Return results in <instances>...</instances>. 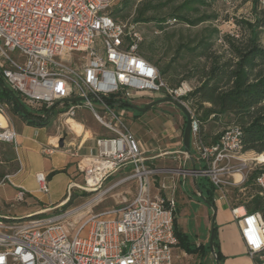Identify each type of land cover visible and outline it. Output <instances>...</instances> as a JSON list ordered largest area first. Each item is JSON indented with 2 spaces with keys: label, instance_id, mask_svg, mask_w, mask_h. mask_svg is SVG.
<instances>
[{
  "label": "built area",
  "instance_id": "1",
  "mask_svg": "<svg viewBox=\"0 0 264 264\" xmlns=\"http://www.w3.org/2000/svg\"><path fill=\"white\" fill-rule=\"evenodd\" d=\"M118 1L0 0V70L7 86L32 110L44 104L49 109L47 115L56 112L65 120L75 119L79 110L89 109L107 131L95 135V148L80 156L77 167L83 185L70 186L68 199L73 187L99 191L108 178L125 168L132 173L102 193L131 178L138 182L131 200L123 195L116 205L79 220H68L78 208L42 215L62 210L68 199L12 221L0 213V264L174 263L176 202L163 192H173L176 183L160 182L155 187L154 175L159 171L152 166L155 157L146 155L125 122L124 102L169 96L187 106L189 101L183 97L193 88L188 81L170 86L142 55L138 23L112 14ZM258 3L264 8V0ZM78 97L82 100L69 101ZM7 107L0 101V114L7 122L0 125V142L17 146V132L8 123ZM190 112L192 144L187 156L193 166L183 171V177L206 178L214 187L215 204L227 202L230 189L242 186L251 173L253 160L242 152V131L228 125L217 133L215 141L207 143L200 134L195 110ZM59 139L45 147L44 153L52 154ZM259 163L264 165V161ZM36 181L39 191L48 194V174L37 173ZM256 184L264 194V170L257 175ZM25 200L26 192L21 188L13 201ZM232 213L253 264H264V217L260 212H248L244 204L232 206Z\"/></svg>",
  "mask_w": 264,
  "mask_h": 264
},
{
  "label": "trees",
  "instance_id": "2",
  "mask_svg": "<svg viewBox=\"0 0 264 264\" xmlns=\"http://www.w3.org/2000/svg\"><path fill=\"white\" fill-rule=\"evenodd\" d=\"M215 1L121 0L119 6L112 9V14L124 19L133 11V22L138 23L139 28L141 23L148 22H154L160 30L175 22L197 26L218 18L217 13L201 12L202 8L211 7ZM252 2L253 17L237 18L234 26L236 28L232 31L222 32L216 26H207L200 37L178 43L171 61L188 59L183 65L187 71L179 78L177 70L171 71V62L162 66L155 59L153 46H145L142 41L140 52L158 68L165 80L173 78V82L177 83L171 85L166 80L170 86H177L182 81L195 80L193 89L183 97V100L189 101L195 110L200 134L205 141L203 128L208 123L236 125L242 131V152L256 151L261 154L264 153V44L261 41V34L264 32V8L260 7L258 0ZM166 8L169 12L161 15ZM0 82L7 85L1 70ZM17 95L22 100V106L9 92L0 87V101L6 102L13 112L35 125L52 124L56 112L47 115L49 109L44 104L32 110L25 104L22 96L18 93ZM217 138L218 134L213 136L212 141ZM262 170L264 165L262 168L254 169L242 186L233 187L235 200L232 206L244 204L248 212H260L264 217V194L260 193L256 184V177ZM197 183L201 190L199 198L204 197L216 206L213 199L214 187L203 177L197 178ZM241 187L244 188L243 191L240 190ZM73 197L71 194L64 204L65 207L72 203ZM177 213L176 208L174 228L178 239L177 246L201 259L211 254L209 241L197 243L191 235L178 227ZM214 247L221 262L223 255L218 249L217 225Z\"/></svg>",
  "mask_w": 264,
  "mask_h": 264
},
{
  "label": "rangeland",
  "instance_id": "3",
  "mask_svg": "<svg viewBox=\"0 0 264 264\" xmlns=\"http://www.w3.org/2000/svg\"><path fill=\"white\" fill-rule=\"evenodd\" d=\"M253 0H216L211 7L202 8L201 12H214L218 14V18L211 22L201 23L197 26H189L184 23L175 22L169 24L164 30H160L156 27L154 22L141 23L140 31L143 36V43L145 46H153L155 49L154 57L157 59L162 66H165L168 62H171V71L175 72L177 70V77L183 76L187 71L186 68H183L188 61V59H176L175 62H172L174 58V50L179 42L187 41L191 38L200 37L203 29L207 26H216L221 29L222 32L232 31L236 23L237 18H252V2ZM121 0H119L114 7L119 6ZM169 10L166 8L164 13H168ZM134 12L132 11L128 17L124 18L126 20L133 21ZM261 41L264 44V32L261 34ZM218 44L216 45V48ZM15 55V54H13ZM169 84L176 85L177 83L173 82V78L166 79ZM191 87H194L195 80H188ZM163 96H158V98ZM157 99V98H156ZM155 98H136L133 101L134 105L143 106L150 103ZM187 107L192 110V105L189 102H186ZM127 114L124 116L125 122L128 126L134 131L139 130L143 136V143L152 147L150 142H154L152 139V134H156V150L154 154L157 156L152 160L153 167L158 168V173L154 175L155 187H158L160 182H174L176 187L180 183V179L183 177V171L185 169H190L191 163L187 152L185 151L183 145V132L186 125V117L180 108L172 104L171 102L159 103L154 108H151L145 112H139L129 106L126 107ZM6 114L10 118L12 116L11 108H6ZM157 117V122L154 124L153 128L145 126L144 119H151ZM65 117H60L56 115L52 124L53 126L43 127V133L46 135L54 134L56 132H61L62 136L65 137V140L68 139V136H72V130L69 129ZM75 120L81 122L84 120L85 128L91 129L96 135L106 134L107 131L105 128L94 118L93 113L89 109L79 110L77 113V118ZM208 131L212 128L216 129L218 132L221 131L227 125H221L220 123L213 124L210 122L208 125ZM141 127V128H140ZM153 130L154 133H148L149 130ZM89 131V130H86ZM217 132V133H218ZM86 136L87 134L85 132ZM178 150V151H175ZM13 148L4 143H0V181L4 178L6 171H11L15 162H10V159L13 156ZM153 153L147 152L146 155H152ZM260 153L256 151L245 152V157L253 160L251 164L252 168L250 172L262 165L257 159V155ZM132 170L130 168L121 169L118 173L108 178L99 191L87 192L78 186H75L71 189V194L74 196L72 203L68 206L62 207V210L55 209L47 211L42 215L49 216L52 214L64 213L66 210L71 208H78L77 213L70 217L68 220L73 219L79 220L81 217L85 216L90 212H100L108 207L116 205L121 197L125 195L129 200L137 192L138 182L135 178H131L124 183L116 186L115 188L109 190L106 193H102L108 187H110L115 182L121 180L127 175H130ZM77 183L83 185V175L77 171ZM188 178L193 177L187 175ZM180 178V179H179ZM7 183V181H5ZM8 184V183H7ZM8 188L12 189L11 185H7ZM192 193V191L190 192ZM0 194L2 190L0 189ZM9 196H1L3 199L0 201V213L6 215L12 221L15 218H23L33 213L34 210L44 208V203L37 199L25 200L23 202H14L12 197V192H9ZM172 196V195H171ZM175 196V197H174ZM177 208L179 207L181 216H197L198 223L200 226L194 224L192 219L188 218V224L184 222V226L188 229L198 231L197 241L207 242L209 241L210 234L207 230H202L203 227L211 225V217L208 212V207H205L204 203H195L185 195L182 190H179V195H174ZM242 197V196H241ZM240 197V199H241ZM235 200V194L233 188L230 189L228 193V204L232 206L233 201ZM56 206V205H55ZM204 225V226H203ZM197 226V227H196ZM204 232L205 234H202ZM174 252V263L173 264H215V257L213 254H207L205 258L201 259L195 254H188L179 246L173 248ZM253 260V259H252ZM202 261V263H200Z\"/></svg>",
  "mask_w": 264,
  "mask_h": 264
},
{
  "label": "crops",
  "instance_id": "4",
  "mask_svg": "<svg viewBox=\"0 0 264 264\" xmlns=\"http://www.w3.org/2000/svg\"><path fill=\"white\" fill-rule=\"evenodd\" d=\"M8 107L10 108L9 105ZM12 114V116L10 115V121H8V123L11 124L17 132L18 145L14 146L13 144L4 143L13 148L14 152L10 162L14 161L15 164L11 171H6L3 176L6 178L5 180L7 183L13 188H8V184L5 182L1 183L0 189L2 190V194L0 195L8 197L9 192H12L11 198H14L17 191L22 188L26 192L27 200L37 199L44 203V208L34 210L33 212L45 211L46 209L54 207L55 205H58L68 199V197H66L68 195V188L74 183H77L78 177L76 176L77 171H79L77 167L78 160L80 159V156L89 154L91 149L95 148L94 137L96 134L91 129L85 128V123H82L85 121L80 120V123L84 125V129L81 131L82 133L77 132L72 128L73 135L68 136V139L65 140V148L60 150L55 147V151L48 155L44 153V148L54 145L57 139L61 138L63 134L59 131L54 134L46 135L43 133V127H45V125H35L13 111ZM66 122L69 124V121ZM156 122L157 117L144 119L145 126L147 125L150 128H153ZM212 123L216 124L217 122ZM6 124V120L0 115V125ZM207 125L203 128V134L206 137V141L211 142L213 136L216 135L218 131L213 128L208 131ZM51 126L53 125L48 127ZM86 130L90 131L88 136L84 133L87 132ZM132 132L135 134L144 150L148 153H153L149 156L156 157L157 155L154 154L156 150V146H154V142H156V134L154 131L152 129L148 131V133H154L152 134L154 142H150V145H152L151 148L146 143H143V136L140 129L134 131L132 130ZM189 160L191 166H193V161L190 158ZM39 172H45L48 174L50 186L48 194H42L39 191L36 181V174ZM179 181V185L173 192L164 191V195L178 196L179 190H182L193 202L197 204L204 203L205 207H208L207 209L211 217L213 213L211 206L206 204L203 198H199L201 190L198 187L197 178L196 182L194 181V177H182ZM191 191L192 193H190ZM1 196L0 201L6 200ZM215 207L217 210L216 225L218 233V249L223 255V260L220 264H253L252 257L249 255L246 244L242 238L238 220L232 213V206L229 205L227 201L218 203ZM177 209L178 227L182 231L191 235L197 243H201L197 241V238H199L197 237L198 231L188 229L184 226V222L187 223L188 218L192 219L195 225L200 226L198 223V217L194 215L182 217L179 207ZM202 230H207L210 234L211 225L203 227ZM202 234L205 233L202 232ZM202 243L206 242L202 241Z\"/></svg>",
  "mask_w": 264,
  "mask_h": 264
},
{
  "label": "water",
  "instance_id": "5",
  "mask_svg": "<svg viewBox=\"0 0 264 264\" xmlns=\"http://www.w3.org/2000/svg\"><path fill=\"white\" fill-rule=\"evenodd\" d=\"M0 87L4 88L7 92L10 93L11 97L20 105L22 106V100L21 98L16 94L15 91H13L9 86L5 85L4 83L0 82ZM82 98L78 97V98H69V101L72 102H76V101H81ZM163 102H171L172 104H174L175 106H177L178 108L181 109V111L184 113L185 117H186V125L184 128V132H183V145L185 148V151L190 154L191 153V144H192V114L189 110V108L180 100L173 98V97H160L157 98L155 100H152L150 103L143 105V106H137L134 105L132 102H124V105L129 106L139 112H145L151 108H153L154 106H156L159 103H163ZM66 146V142H65V137L62 136L57 145L56 148L57 149H64ZM194 181L196 182V178H194ZM197 184V183H196ZM201 193V191H200ZM204 199V201L206 202V204H208L209 206H211L213 213L211 216V232H210V237H209V244H210V250L211 253L214 255L216 263L215 264H220V260L217 257V252L215 250L214 247V236H215V225H216V214H217V210L216 207L206 198L202 197Z\"/></svg>",
  "mask_w": 264,
  "mask_h": 264
},
{
  "label": "bare ground",
  "instance_id": "6",
  "mask_svg": "<svg viewBox=\"0 0 264 264\" xmlns=\"http://www.w3.org/2000/svg\"><path fill=\"white\" fill-rule=\"evenodd\" d=\"M1 115V114H0ZM2 118H4L2 115H1ZM5 119V118H4ZM6 120V119H5ZM69 120V125L71 126V128H73L75 131L77 132H81L83 129H84V125L80 122H77L75 119L73 118H68ZM5 126V125H3ZM82 133V132H81ZM85 133V132H84ZM89 133V131H87V134ZM257 159L260 160V161H264V153H261L259 155H257ZM237 179L240 180L241 178V175L240 174H237L236 175ZM245 209L243 207L239 208V211L240 212H243Z\"/></svg>",
  "mask_w": 264,
  "mask_h": 264
}]
</instances>
